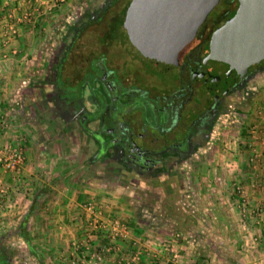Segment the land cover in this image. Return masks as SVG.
<instances>
[{"label": "rangeland", "instance_id": "obj_1", "mask_svg": "<svg viewBox=\"0 0 264 264\" xmlns=\"http://www.w3.org/2000/svg\"><path fill=\"white\" fill-rule=\"evenodd\" d=\"M106 1L66 0L60 2L56 6V11L60 10L58 12L60 15L53 18L54 20L50 19L47 29L43 30V53L40 54L39 65L36 69L39 73L36 84L39 86L40 96L36 101L32 97L29 102L20 101L10 113L13 125L18 126L16 129L24 130L33 143L31 149L29 147L27 150L25 141L26 163L28 159L33 163L32 174L21 171L19 174L12 173L4 177L3 184L9 186L11 191L8 204L18 199L21 202L7 211L0 209V241H3L9 249L12 264H59L56 256L60 255L62 260L59 261H63L60 264H72L67 262V258L69 255L72 257L73 241L81 242L87 238L80 239L83 232L81 227L87 226V234L89 233V221L87 225L85 224L88 214L81 209V203L94 201L103 206V215L106 218L112 213L115 215L117 213L118 216L115 218L122 220L138 239L155 238L168 242L181 239L187 251L190 252L192 261L198 255H209L213 264H233V261H239L246 254L242 225L246 221V214L244 207L241 206L243 198L240 197L241 193L237 188L242 187L244 183L234 179L238 168H235L233 164H239L244 159V151H240L237 142L240 141L242 131L250 127L247 124L250 107L259 104L260 98L264 97V71L250 79L248 83L250 92L246 100L232 113L218 119L210 143L206 149L199 152L197 162L193 165H183L178 181L167 188L177 197L176 205L172 207L189 212V219L180 216L177 218L169 209H167L169 213H166V209L163 208L165 212L162 214L157 212L159 208L144 209V204L152 199L150 200L146 195L139 197L138 191H135L133 187H127L128 182L123 181L126 178H119L117 171H112L111 163L99 161L90 165L87 160L92 157L94 150L87 145L89 140L81 130L66 127L65 122L55 115L47 99L45 85L54 80L59 62L58 53L62 54V45L69 44L74 31L79 27L76 24L77 20L85 19V14L95 12ZM129 1L126 0V3L120 7V11H117L120 15L114 36L118 34L119 37L109 39L116 44L122 40L131 48L132 45L128 42L126 31L122 26ZM82 32H85V29ZM78 41L77 54L73 61L75 65L73 64L72 67L79 66L80 61L88 62L94 56V50L97 49L94 34L91 32H87ZM67 72L70 73V67ZM59 74L60 84L67 87L66 78L62 76L61 71ZM34 75L33 73L32 85L35 81ZM78 78L82 79L79 76ZM84 80L82 79L81 83ZM23 94L26 95L28 92L25 91ZM87 96L88 93L85 99L88 98ZM256 114L258 113L253 115L254 119L258 116ZM39 139H43L44 143H40ZM234 146L237 149H234ZM36 161L43 165L38 166L41 174L34 165ZM242 189L244 190L243 187ZM30 201L32 203L35 201L36 206L34 207L36 208L35 214L26 222L28 237L31 246L38 253H42L44 260H40L31 251L21 232L27 211L28 213L33 211ZM246 205L248 208L247 202ZM234 206L237 207L234 208ZM232 207L233 210H230ZM81 217L83 218L80 220ZM77 218L81 223L83 222L80 227ZM65 219H69L70 223L68 224ZM136 220L142 223L135 222ZM64 221L66 225H69L68 227L63 224ZM180 226H188L192 233L182 232L178 229ZM58 236H61L65 242L62 247L53 244ZM95 249L91 247L88 250L89 256L98 252ZM216 249L225 251L229 255L225 259L221 258L216 255ZM85 251L87 253V250ZM3 261L0 256V264ZM190 263L194 264V262Z\"/></svg>", "mask_w": 264, "mask_h": 264}, {"label": "flooded vegetation", "instance_id": "obj_2", "mask_svg": "<svg viewBox=\"0 0 264 264\" xmlns=\"http://www.w3.org/2000/svg\"><path fill=\"white\" fill-rule=\"evenodd\" d=\"M125 1L107 0L95 12L85 14V19L77 20L79 27L69 44L62 45V54L58 53L54 80L45 87L55 115L66 127L81 130L89 140L87 145L94 150L87 160L90 165L111 163L112 171L126 178L123 181L128 182L127 187L138 191L139 197L146 195L157 201L178 181L183 165L197 162L199 152L210 143L218 119L246 100L248 83L264 71V60L227 89L214 94L208 88L204 60L212 35L235 15L240 4V0H221L194 40L180 52V64L171 73H163L131 42L124 25L126 15L122 26L133 49L122 40L116 44L109 39L119 37L114 36L120 15L117 11ZM87 32L94 34L95 54L88 62L80 61L79 66L72 67L78 39ZM69 67L70 73H66ZM60 71L67 87L60 84ZM83 73L85 80L81 83L78 76ZM161 206V202H146L143 207L156 210ZM0 256L2 264H12L3 241Z\"/></svg>", "mask_w": 264, "mask_h": 264}, {"label": "crops", "instance_id": "obj_3", "mask_svg": "<svg viewBox=\"0 0 264 264\" xmlns=\"http://www.w3.org/2000/svg\"><path fill=\"white\" fill-rule=\"evenodd\" d=\"M4 2L5 0H0V145L7 146L11 142L22 140L24 142V145H26L25 141L27 142L28 150V148L30 147L31 149L33 145L31 138L28 134L24 133V130L20 128V130L16 129V127L18 128V126L17 124L13 125L11 121L12 115L10 113H12L15 105H18L20 101L27 100L29 102L32 98H34L36 101L38 96H40L39 86L38 84H36V80H38L37 76H39V73H37L36 69L39 65L38 63L40 54L43 53V30L47 29V24L50 22V19H55V17H58L60 15L58 13L60 12V10H58L57 12L55 7L51 13L44 16L41 15L35 17L32 23L18 24V36L10 38L6 33L9 21L5 17V11L1 10V8H3ZM29 8L30 7L28 5H23V9ZM39 8L41 9V11H44L46 5L44 3L42 5L39 4ZM15 49L18 50V53L16 55H14ZM33 73L35 74V81L32 85L31 80L33 77ZM80 77L83 79L84 73L80 74ZM30 83L31 86L28 87V84ZM25 91H27L28 94L22 95V93H24ZM249 112L250 113L247 115V124H249L250 127L244 129L246 130V134H241L240 141L237 142L240 151H244V159L239 164H233L235 168H238L237 173H235L234 175V179L238 180L240 183H244L242 185V187L244 188V192L241 193L240 197L243 198V203H241V206L244 207V211L246 214H244L246 217V221H244V223L242 224L244 229L243 239L244 245H246V254L243 258L241 257L242 259H239V261H233V264H264V97L260 98L259 104H257L256 106H252V108L250 107ZM254 113H258L256 114L258 116L255 119L253 118ZM43 139H39L40 143L42 142V144L44 143ZM234 147V149H237L236 146ZM41 148L43 149V147ZM32 164L33 163H31L30 159H28L27 163H25L23 171H26V174L27 172H32ZM34 165L37 166V171L40 172V169L38 170V166L43 165L40 163L38 164L37 161L34 163ZM11 174L12 172H5L0 169V184L6 186L5 184H3L4 177H7V175ZM6 187L10 188L9 186ZM10 198L11 191L10 195L4 200V202L0 203L1 211H7L9 208L11 209L15 207L17 203L21 202V200L18 199V201H14L8 204L7 201H10ZM34 202L35 201H33L32 203V201H30V204L32 203L31 206L34 205ZM246 202L248 203V208ZM235 207L237 206H234V208ZM230 210H233V207ZM28 214L29 213L27 211L26 216ZM111 215L115 217L118 216L117 213L116 215L113 213ZM83 217H81L80 220ZM65 220L68 222V224L70 223L69 219ZM85 222V224L87 225V216ZM65 223L66 222L64 221L63 224ZM82 223L81 221L78 222L79 227L82 226ZM68 226L69 225H66V227ZM57 227L61 228V226ZM81 228L83 229V232L80 239L89 236L87 234V226H85V228ZM140 230L142 229L140 228ZM235 230L237 229L235 228ZM107 237L106 235H102L101 233L94 232V234H92V237H90V246L86 245L88 248L86 249L87 253H84V255H89L88 250L91 247H94V249L96 248L95 250L97 251L99 248L106 244H115L122 246L123 248L127 247L129 244V241H114ZM61 238V236H58L56 242L53 244L58 247H62L63 244L65 245L64 240ZM149 239H144L142 241L144 242V244H146ZM164 242L171 243L173 245L172 249H174L175 251H179V264H191L190 262H193V259L190 257V252L187 251V248L185 247V244L183 242H181L180 240ZM58 250L60 249L58 248ZM155 255L157 256V259L145 258L144 264H166V259L172 258L173 256L172 253H168L167 258L162 254L160 257L159 252H156ZM119 257L120 255H118V253H111L106 257V262L104 264H125L124 262H120ZM56 258L57 263L60 264L63 262L59 261L62 260L61 255L58 257L56 256ZM71 259L72 257L71 255H69L67 258V262L72 263Z\"/></svg>", "mask_w": 264, "mask_h": 264}, {"label": "water", "instance_id": "obj_4", "mask_svg": "<svg viewBox=\"0 0 264 264\" xmlns=\"http://www.w3.org/2000/svg\"><path fill=\"white\" fill-rule=\"evenodd\" d=\"M221 0H132L125 28L134 46L163 73L179 64L180 52ZM264 60V0H240L233 17L218 27L205 57V82L221 92Z\"/></svg>", "mask_w": 264, "mask_h": 264}, {"label": "built area", "instance_id": "obj_5", "mask_svg": "<svg viewBox=\"0 0 264 264\" xmlns=\"http://www.w3.org/2000/svg\"><path fill=\"white\" fill-rule=\"evenodd\" d=\"M66 0H5L3 8L5 17L9 21L7 35L11 37L18 36L20 23H32L37 16H44L53 11L60 2ZM45 4L46 8L41 11L39 4ZM26 4L30 8L23 9ZM14 21V22H12ZM18 50H14V55ZM26 163L25 145L22 140H16L9 143L7 146L0 145V169L5 172L20 173L23 171ZM239 193H243L242 187H237ZM10 195L8 187L0 184V203ZM81 209L88 214L89 237H92L94 232L107 234L114 241H129L127 247H122L115 244H106L94 252L92 255L86 256L85 250L90 246L91 238L87 236L81 242L74 240L72 252V264H104L106 257L111 253L120 255V262L125 264H144V259H157L156 252L167 258L168 253H172V258L166 259V264H179L180 253L172 249L171 243L164 242L159 239H149L146 244L141 239H138L131 232L129 227L120 219L111 215H103V206L96 204L94 201L81 203ZM126 249V250H125ZM84 251V252H83ZM82 255V256H81Z\"/></svg>", "mask_w": 264, "mask_h": 264}, {"label": "trees", "instance_id": "obj_6", "mask_svg": "<svg viewBox=\"0 0 264 264\" xmlns=\"http://www.w3.org/2000/svg\"><path fill=\"white\" fill-rule=\"evenodd\" d=\"M241 134L245 135L246 134V130H243ZM168 190L169 189H167V192L163 191V197L161 199H159L157 201L155 199H152V200L150 199L151 201H148L147 203L155 204L156 202H161L163 207L161 206L162 208L157 211L159 214L160 213L162 214L163 212H165V211H163V208H164V209H166V213H169V211H170L171 213H173L172 215L177 217V218L180 216L182 218L184 217V218L189 219V217H190V215L188 214L189 212L187 213V211H185V210H181V209L177 210L174 207H172V206L176 205L175 201H176L177 197L175 196L176 194L170 193V191H168ZM172 190H173V186H172ZM172 190H171V192H172ZM173 191L175 192V190H173ZM32 207H33V211L31 210V212H29V214L26 216L24 224L21 227V232H22V235L27 240V242H28V244H29V246L31 248V251H33V253L38 258H40V260H44L42 253H38L34 249V247L31 246L30 239L28 237V232H27V228H26V222L29 219V217H31V216H33L35 214L34 211H35V208H36V207H34V205ZM167 209H169L168 212H167ZM187 219H186V222H188ZM136 222H141L142 223V221H140V220H136ZM188 228H189L188 226H180L178 229L181 230L184 233H186V232L187 233H192V231L189 230ZM182 241L183 240H181V242ZM209 245H211V244L209 243ZM216 255L217 256H221V258L225 259L229 254H227L225 251H220V249H216ZM210 260H211V257L209 255L208 256L198 255V257L195 258V260L193 262H194V264H213Z\"/></svg>", "mask_w": 264, "mask_h": 264}]
</instances>
